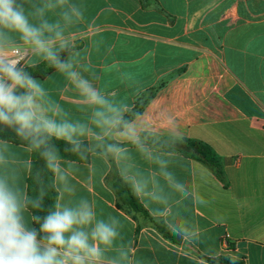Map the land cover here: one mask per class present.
<instances>
[{"label":"crops","instance_id":"0c3cea01","mask_svg":"<svg viewBox=\"0 0 264 264\" xmlns=\"http://www.w3.org/2000/svg\"><path fill=\"white\" fill-rule=\"evenodd\" d=\"M73 2L85 10L86 22L72 31L97 86L132 108L152 92L141 113L174 115L183 139L208 145L223 172L220 181L204 164L173 150V170L192 196L172 211L195 233L178 236L179 245L143 214L116 207L105 180L119 176L99 160L94 177L91 160L80 164L77 196L94 201L98 215L120 218L131 264H211L204 258L218 256L264 264V0ZM37 79L80 116L77 94L57 95L62 75L54 70ZM26 220L33 228L28 214Z\"/></svg>","mask_w":264,"mask_h":264},{"label":"clouds","instance_id":"9594fccd","mask_svg":"<svg viewBox=\"0 0 264 264\" xmlns=\"http://www.w3.org/2000/svg\"><path fill=\"white\" fill-rule=\"evenodd\" d=\"M85 22L83 6L73 0H0V133L12 134L0 136V264H131L120 218L98 215L94 201L77 196L80 164L90 160L93 177L99 160L175 235H195L172 211L192 196L173 170L180 123L163 110L134 112L97 86L72 31ZM40 63L63 76L58 96L77 94L80 116L29 70ZM61 141L76 160L61 155L55 143ZM37 159L52 174L56 193L54 210L43 218L34 214L47 193Z\"/></svg>","mask_w":264,"mask_h":264},{"label":"trees","instance_id":"16d2710c","mask_svg":"<svg viewBox=\"0 0 264 264\" xmlns=\"http://www.w3.org/2000/svg\"><path fill=\"white\" fill-rule=\"evenodd\" d=\"M36 78H43L46 75L53 72L55 69L48 67L46 64H41L36 66L35 68L29 69ZM152 94V92L150 93ZM150 94L145 95V97L141 100H137L134 105V112L141 113L147 103V100L151 96ZM12 134L8 133H0V136H10ZM13 143H16L13 141ZM60 149L61 155L65 156L67 159L76 160L75 156H72L68 153H65L63 149L66 145L61 142H55ZM18 145V144H17ZM173 150L178 151L180 154L185 156L186 158H190L192 160L198 161L204 164L210 171L214 174V176L223 181V172L221 169V165L218 161V157L213 152V150L206 144L192 141L188 139H183L181 142L176 144ZM79 163V161H78ZM35 166L42 170V179L45 183L47 188V193L43 199V207L38 213L39 216L42 218L48 214L49 211L54 210L55 202H56V193L50 187L52 181V174L44 169V162L42 160L37 159L35 161ZM29 189L28 194L29 196H36L37 192L33 191V185L31 181H28ZM106 185L111 189L113 192L115 199H116V207L124 212L130 213L132 212H139L143 214L146 218H148L151 222L152 227L167 241L179 245L181 239L175 235L169 227L162 221L152 219L142 205L139 202V199L132 193L130 187L126 185L121 179H117L113 183H110L109 180H105ZM33 228H36L37 231L39 230V225L32 221ZM206 261L210 262L211 264H243L241 261L234 259L231 256H218L216 258H204Z\"/></svg>","mask_w":264,"mask_h":264}]
</instances>
